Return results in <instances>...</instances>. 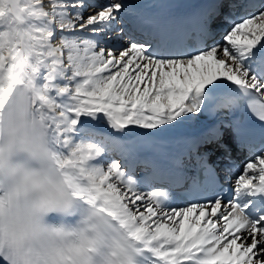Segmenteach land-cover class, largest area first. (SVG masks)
I'll use <instances>...</instances> for the list:
<instances>
[{"label": "snow or ice", "instance_id": "obj_1", "mask_svg": "<svg viewBox=\"0 0 264 264\" xmlns=\"http://www.w3.org/2000/svg\"><path fill=\"white\" fill-rule=\"evenodd\" d=\"M177 8L0 0V264H264V0Z\"/></svg>", "mask_w": 264, "mask_h": 264}, {"label": "bare ground", "instance_id": "obj_2", "mask_svg": "<svg viewBox=\"0 0 264 264\" xmlns=\"http://www.w3.org/2000/svg\"><path fill=\"white\" fill-rule=\"evenodd\" d=\"M152 1H154V0H152ZM45 3H47V0H45ZM105 130H108V129H105Z\"/></svg>", "mask_w": 264, "mask_h": 264}]
</instances>
